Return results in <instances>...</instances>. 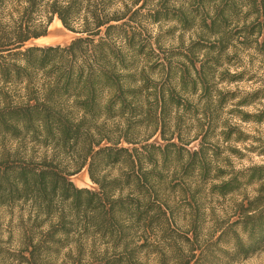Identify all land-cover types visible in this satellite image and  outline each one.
Instances as JSON below:
<instances>
[{"label": "trees", "instance_id": "16d2710c", "mask_svg": "<svg viewBox=\"0 0 264 264\" xmlns=\"http://www.w3.org/2000/svg\"><path fill=\"white\" fill-rule=\"evenodd\" d=\"M55 18L77 38L27 47ZM246 55L264 56V0H0V209L32 203L55 220L46 240L62 244L57 254L76 236L68 264L251 257L264 244V166L236 171L222 159L231 149L209 144L220 128L226 146L242 142L221 121L237 93L220 85L241 81L232 69ZM9 88H23V102ZM260 94L230 114L260 124L264 110H240ZM85 169L97 190L71 181ZM174 172L220 182L211 186L220 198L259 186L234 223L246 241L235 237L233 255L218 247L224 231L200 246V216L179 227L159 195ZM9 242L0 241V261L45 264L44 247L26 257Z\"/></svg>", "mask_w": 264, "mask_h": 264}, {"label": "rangeland", "instance_id": "374dc122", "mask_svg": "<svg viewBox=\"0 0 264 264\" xmlns=\"http://www.w3.org/2000/svg\"><path fill=\"white\" fill-rule=\"evenodd\" d=\"M57 24L58 19L55 18L49 27L47 37L31 41L27 47L67 46L77 38L76 35L65 30L63 26L58 30ZM55 30H57L56 35ZM54 37L60 40L52 42L51 38ZM241 63L243 65L242 68L232 69L233 74H243L240 78L241 81L231 85H220V88L237 93L236 100L227 105L221 114V121L222 123L225 122L228 125L238 127L243 133L241 136L242 142H232L226 146L222 142V138L218 136L221 128L218 130L217 135L209 140L211 146L227 147L232 150H221L222 159H227L229 161L227 163H231V167L236 171L247 170L253 166H264V117L262 118L263 122L259 124L255 120L243 122L241 118L230 114V111L236 109L235 105L247 94L257 91L264 93V56L246 55L241 58ZM7 91L11 97L14 96L17 100L18 96L21 97L18 101L23 102V88H9ZM259 97L263 98L264 94H260ZM257 99L253 100L250 106L240 108V110L246 115L255 116L260 114L264 110V99ZM157 141L159 142V140ZM190 150L192 152L198 151V142L193 143L190 146ZM212 160L213 158H210V161ZM178 173L174 172V174L170 175L171 178H169L166 186L159 189V195L173 210L175 217L179 220V227L182 231H187L189 227L186 219H190L191 216H200L202 222L200 246L213 245L212 243H215L224 231L226 235L220 241L218 247L233 255L235 237L239 236L246 241L242 230L239 227H235L234 223L239 219L241 207L248 206L259 195V186H247L239 193L220 198L211 193V186L220 182L203 184L198 176L185 178ZM71 181L80 189L97 190V187L91 182L86 169L73 176ZM192 197H195V201ZM257 206L255 205L254 207ZM54 223L55 220L52 222V219L39 214L36 206L32 203H21L10 209L2 208L0 209V241L9 240V249L16 254L23 253L26 257H29V251L40 245L45 248L43 252L46 251L47 254L43 261L45 264H68L65 262V254L71 249L75 250L76 236L70 238L72 243L69 242L66 250L61 252V254H57L62 244H59V242L47 243L46 240L47 234L54 226ZM215 262L217 264H264V244L249 258L238 257L232 261L227 260L223 254H220L219 259ZM22 263L0 261V264Z\"/></svg>", "mask_w": 264, "mask_h": 264}, {"label": "bare ground", "instance_id": "6f19581e", "mask_svg": "<svg viewBox=\"0 0 264 264\" xmlns=\"http://www.w3.org/2000/svg\"><path fill=\"white\" fill-rule=\"evenodd\" d=\"M56 26H57L58 30H60V28H62V24H61V22L59 20H58V24ZM54 32H55V35H56L57 34V30H55ZM51 39H52V42H56V41L60 40L59 38H56V37L51 38Z\"/></svg>", "mask_w": 264, "mask_h": 264}]
</instances>
